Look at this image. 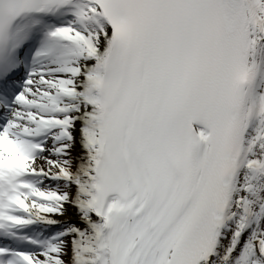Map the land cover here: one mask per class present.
Instances as JSON below:
<instances>
[{"label": "snow or ice", "instance_id": "6c2138e0", "mask_svg": "<svg viewBox=\"0 0 264 264\" xmlns=\"http://www.w3.org/2000/svg\"><path fill=\"white\" fill-rule=\"evenodd\" d=\"M0 264H264V0H0Z\"/></svg>", "mask_w": 264, "mask_h": 264}]
</instances>
